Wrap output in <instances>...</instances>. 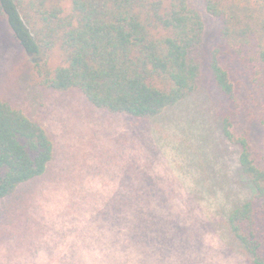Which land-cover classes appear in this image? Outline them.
Segmentation results:
<instances>
[{"label": "rangeland", "instance_id": "rangeland-1", "mask_svg": "<svg viewBox=\"0 0 264 264\" xmlns=\"http://www.w3.org/2000/svg\"><path fill=\"white\" fill-rule=\"evenodd\" d=\"M206 28V62L221 23L191 0ZM0 23V100L52 141L46 173L0 203V264H252L229 215L256 191L240 150L264 170V93L224 62L237 101L207 70L200 90L162 115L137 121L95 107L80 92L43 89L27 55Z\"/></svg>", "mask_w": 264, "mask_h": 264}, {"label": "trees", "instance_id": "trees-1", "mask_svg": "<svg viewBox=\"0 0 264 264\" xmlns=\"http://www.w3.org/2000/svg\"><path fill=\"white\" fill-rule=\"evenodd\" d=\"M203 1L221 23L208 62L205 23L191 0H0V23L6 43L41 58L34 69L43 89L76 90L97 108L145 121L196 94L206 63L229 102L237 96L224 62L264 93V0ZM231 127L226 120L225 136L256 195L231 212L229 226L252 264H264V170ZM53 152L40 125L0 100V203L41 178Z\"/></svg>", "mask_w": 264, "mask_h": 264}]
</instances>
